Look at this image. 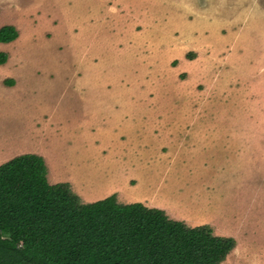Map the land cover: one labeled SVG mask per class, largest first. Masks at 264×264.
I'll return each mask as SVG.
<instances>
[{"label":"rangeland","instance_id":"rangeland-1","mask_svg":"<svg viewBox=\"0 0 264 264\" xmlns=\"http://www.w3.org/2000/svg\"><path fill=\"white\" fill-rule=\"evenodd\" d=\"M13 22L0 136L28 123L0 162L38 154L83 205L115 194L232 239L220 264H264V0H0Z\"/></svg>","mask_w":264,"mask_h":264},{"label":"trees","instance_id":"trees-1","mask_svg":"<svg viewBox=\"0 0 264 264\" xmlns=\"http://www.w3.org/2000/svg\"><path fill=\"white\" fill-rule=\"evenodd\" d=\"M19 37L0 28V43ZM0 52V65L8 60ZM35 153L0 165V264H220L233 240L209 226L168 220L115 194L83 205L68 183L50 184Z\"/></svg>","mask_w":264,"mask_h":264},{"label":"crops","instance_id":"crops-1","mask_svg":"<svg viewBox=\"0 0 264 264\" xmlns=\"http://www.w3.org/2000/svg\"><path fill=\"white\" fill-rule=\"evenodd\" d=\"M6 24H9V23H6ZM10 24H14V22L10 23ZM18 41H19V38L16 39L15 41L10 42V43H0V44L6 46V45H9V44H14V43L16 44ZM8 63L6 62L5 64H1L0 65V81H2V85L0 84V86H1L0 87V100H4L6 98H8V99L15 98L16 96H18V93L20 92L21 87H22L21 86L22 77H20L19 74H16V71L19 68H16V67L13 68ZM6 78H11V79H6ZM4 81L8 82V83L6 84ZM30 86H28V87H30ZM29 92L32 93V92H35V91L30 90ZM0 107L4 108L5 106L3 104L2 105L0 104ZM150 107H152V106H150ZM38 108H40V106L38 104H36V103L33 104L32 103L31 105H27V106H25V107H23L21 109H23L22 110L23 113H25V112L27 113V112H32L33 110L35 111ZM1 113L2 112L0 110V114ZM13 116L15 117V119L17 121H20L19 128L16 131L10 132L9 135L0 136V141L5 138L6 139V143H7L6 147H4V148L2 147V148L4 150H5V148L8 149L9 152L13 151L14 142H15L16 146H18L19 144H21V141H24L23 138H24L25 134L23 132H24L25 128L23 126H21V125H23V123H25V124L28 123L25 120V115H20L16 110H13ZM30 133H32L31 130H30ZM21 134H23V135L21 136ZM26 135L28 136L29 132L28 133L26 132ZM19 136H21V137H19ZM18 139H19V141H18ZM8 140H11V141H8ZM15 153L18 154V151H16ZM8 160H10V159H6V160L4 159V160H2L0 162V164H3L4 162H6ZM147 196H145V199H153V198L157 199L156 201L158 203H157V205H155L156 207L167 208L166 205H168V201H166V202L163 201V200H165L167 198L163 197L164 199H158L156 195H152V194L149 197H147ZM167 211H169V208L167 209ZM188 221H193V220L189 219ZM192 224H194V223H191L190 225L194 226ZM211 224H213V223L211 222Z\"/></svg>","mask_w":264,"mask_h":264},{"label":"bare ground","instance_id":"bare-ground-1","mask_svg":"<svg viewBox=\"0 0 264 264\" xmlns=\"http://www.w3.org/2000/svg\"><path fill=\"white\" fill-rule=\"evenodd\" d=\"M164 202H166V199L165 200H163ZM199 218H200V216H199ZM202 218V217H201Z\"/></svg>","mask_w":264,"mask_h":264},{"label":"clouds","instance_id":"clouds-1","mask_svg":"<svg viewBox=\"0 0 264 264\" xmlns=\"http://www.w3.org/2000/svg\"><path fill=\"white\" fill-rule=\"evenodd\" d=\"M125 204H132V203H125ZM125 204H124V205H125Z\"/></svg>","mask_w":264,"mask_h":264}]
</instances>
